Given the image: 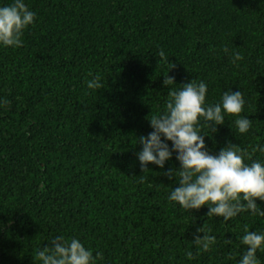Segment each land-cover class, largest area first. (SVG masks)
Returning <instances> with one entry per match:
<instances>
[{
  "label": "trees",
  "instance_id": "16d2710c",
  "mask_svg": "<svg viewBox=\"0 0 264 264\" xmlns=\"http://www.w3.org/2000/svg\"><path fill=\"white\" fill-rule=\"evenodd\" d=\"M24 2L33 24L21 46L0 48L9 101L0 108V264H39L37 248L57 234L78 237L103 264H235L243 226L264 230V217L223 222L206 206H174L165 169L179 167L175 154L143 170L136 138L151 131L169 88L204 80L209 102L240 90L251 120L245 134L230 116L214 132L203 127L208 151L231 142L264 159L252 151L264 143V0ZM90 74L98 89L87 88ZM202 225L216 237L206 252L192 241Z\"/></svg>",
  "mask_w": 264,
  "mask_h": 264
},
{
  "label": "clouds",
  "instance_id": "9594fccd",
  "mask_svg": "<svg viewBox=\"0 0 264 264\" xmlns=\"http://www.w3.org/2000/svg\"><path fill=\"white\" fill-rule=\"evenodd\" d=\"M35 12L24 0H11L0 4V48H17L22 45V35L33 24ZM228 53V48H223ZM164 56L163 51L159 53ZM241 58L239 52L232 53V62ZM173 67V65H172ZM91 75L86 80L89 89H98L100 77ZM163 84L174 83L173 78L164 76ZM208 87L204 80L190 79L181 87L169 88L162 110L148 118L151 131L136 138L141 147L135 152L141 169H147L149 163L164 168L165 162L175 154L179 167L165 169L176 178L175 187H170L167 200L174 206L189 212L207 207L206 216L218 217L227 222L239 214L264 217V209L257 200L264 202V159H252L246 148L227 142L213 154L205 145L203 127L211 132L225 123L226 117L232 118L235 132H249L251 120L247 114L241 115L246 103L240 90L223 91L215 102L207 100ZM9 101L0 97V108ZM170 142V143H169ZM253 152L264 154V143L253 145ZM42 188L43 185L41 184ZM192 239L199 245L198 251H209L216 242L203 225L196 228ZM244 245L235 264H261L258 251H264V230H249L247 224L237 237ZM50 246L38 247L36 257L39 264H103L102 253L95 255L76 236L66 237L57 234L48 238ZM230 243L231 240H226ZM191 256V253H188Z\"/></svg>",
  "mask_w": 264,
  "mask_h": 264
}]
</instances>
